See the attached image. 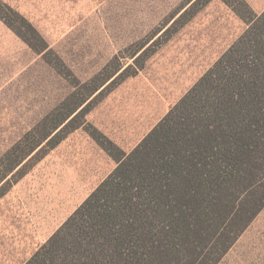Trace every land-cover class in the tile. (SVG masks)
<instances>
[{"label": "rangeland", "instance_id": "374dc122", "mask_svg": "<svg viewBox=\"0 0 264 264\" xmlns=\"http://www.w3.org/2000/svg\"><path fill=\"white\" fill-rule=\"evenodd\" d=\"M196 1L0 0V264H26L117 168L104 145L132 152L235 44L248 25L234 7L264 12V0ZM120 66L17 167L50 113L60 123ZM218 264H264V209Z\"/></svg>", "mask_w": 264, "mask_h": 264}, {"label": "trees", "instance_id": "16d2710c", "mask_svg": "<svg viewBox=\"0 0 264 264\" xmlns=\"http://www.w3.org/2000/svg\"><path fill=\"white\" fill-rule=\"evenodd\" d=\"M234 10L245 33L132 152L102 144L117 168L26 264H218L234 246L264 209V12ZM121 70L60 123L50 113L17 167Z\"/></svg>", "mask_w": 264, "mask_h": 264}]
</instances>
